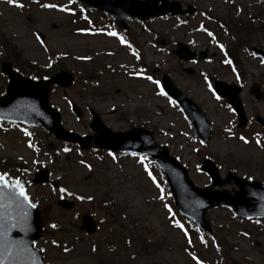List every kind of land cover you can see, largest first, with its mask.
Returning a JSON list of instances; mask_svg holds the SVG:
<instances>
[{"label": "rangeland", "instance_id": "obj_1", "mask_svg": "<svg viewBox=\"0 0 264 264\" xmlns=\"http://www.w3.org/2000/svg\"><path fill=\"white\" fill-rule=\"evenodd\" d=\"M45 1L58 2L59 7L39 9L32 3L21 7L0 0V62H11L27 74L36 70L42 76L59 69L76 75L75 85L67 90L55 88L50 98L62 113L66 130L89 134V110L93 109L114 131L131 125L152 130L156 141L186 165L190 178L200 188L210 183L199 171L206 157L218 165L223 177L231 172L264 184V142H257L253 136L261 130L253 122L255 115L264 117V101L256 102L250 94L253 83L260 84L264 91V58L252 52H264V0H167L178 2L184 10L198 9V14L183 27L176 18L166 17L145 27L133 25L143 54L136 65L143 66L140 75L151 77L148 80H137L118 70L121 63L131 67L129 61L134 57L121 51L114 41L80 33L85 23L76 22L67 12L74 8V2ZM60 7L65 10L60 11ZM79 10L85 14L83 8ZM39 34L44 40L37 38ZM177 41L194 52L207 51L208 60L181 63L172 54ZM231 50L242 71L240 78L225 66L226 52ZM185 67H191L194 74L184 73ZM154 70L158 73L152 77ZM163 73L211 121L214 136L208 147L197 143L183 114L161 95L157 81ZM207 75L244 86L241 98L253 121L247 131L238 130L235 116L210 91L204 82ZM7 84L0 72V95ZM69 100L83 109L82 118L71 112ZM31 129L0 127V167H15L13 176L27 179L26 191L38 203L42 215L44 234L37 248L47 264H264V219L243 220L227 208L209 209L206 217L214 237L203 243L200 233L187 228V234L183 224L177 226L172 213L175 209H170L161 173L155 167L147 172L144 164L131 155L112 157L92 149L81 151L40 128ZM42 168L49 169L55 188L31 182ZM224 188L238 189L233 183L220 189ZM77 196L82 199L77 200ZM62 197L75 202V210L62 209L58 203ZM107 199L113 200V208L101 205ZM85 214L92 215L101 229L93 237L79 230ZM136 232L159 244L151 248L140 244L134 258L126 240ZM114 234L120 235V240L115 242ZM106 241L119 244V251L107 249Z\"/></svg>", "mask_w": 264, "mask_h": 264}, {"label": "water", "instance_id": "obj_2", "mask_svg": "<svg viewBox=\"0 0 264 264\" xmlns=\"http://www.w3.org/2000/svg\"><path fill=\"white\" fill-rule=\"evenodd\" d=\"M89 3L92 7L123 13L127 12L131 8L132 3L125 1L110 2L108 0H83ZM136 7L140 5H146L147 3L137 2ZM137 11L139 9L136 8ZM132 11L129 16L138 18H148V16H157L161 13L148 12L140 13ZM173 13H178L179 9L173 10ZM182 46V45H181ZM185 50L182 46L181 51ZM184 59L190 57H184L182 52H179ZM2 70L8 74L10 78V84L7 87V93L0 99V121L6 120L10 122H24L31 125H43L48 130L55 134H62L65 139L82 142L83 148H88L91 140L100 148H107L110 150L117 149H130L138 150L140 152L147 153L159 161L164 166L169 180L172 185L175 186V198L182 207L187 208L189 216L194 218L200 225L209 229L208 223L204 218V212L207 208L212 206H229L238 216L242 217H264V187L259 184L250 185L248 183H238L242 188L240 193H236V197H232L230 193H204L197 191L200 196H197L191 190L187 188V185H191L190 181L186 177L184 169L178 165L174 159L168 156L166 149L159 150L153 142V135L149 132H143L140 130H134L128 133H112L105 128L101 121L96 118L92 124V129L98 131L100 135L105 136L108 134L113 141H121L120 147L114 146L113 143L105 140L107 144L103 147L104 142L98 140V137H92L88 139H80L77 136H72L70 133H65L61 126V117L57 111L51 108L49 104V94L51 92L50 85L57 84L63 87H69L73 81V76L67 73H59L54 76L48 82H34L29 79H24L21 75L12 70L10 64L4 63ZM164 84L171 95L180 100L182 103H186L188 106L190 102L183 98V96L173 87L168 79H164ZM217 90L220 94L224 93L222 85L218 84ZM256 98H263L257 91ZM232 103L236 106L237 111L242 117V109L239 102L232 100ZM196 113L200 118L204 120L203 114L195 108ZM128 143H132V147H127ZM158 149L161 153L156 151ZM170 163L171 169L166 167ZM215 178L216 172L214 168H206ZM172 170L175 171L176 177L172 176ZM181 175V176H179ZM6 182V181H5ZM10 185L8 182H6ZM21 184V183H20ZM11 186V185H10ZM181 188V189H180ZM0 193L3 194L0 199V204L3 205L0 208V246L11 249L9 254L7 251H0V260L3 264H44L41 255L38 251H35L34 243L41 235V221L39 212L35 208L28 207L29 201L25 203L22 198L9 199L10 191L8 188H0ZM250 208L253 210L250 211ZM25 213H27L25 217ZM86 225L91 226L90 232L94 231V226L90 219L85 220ZM11 225H16L11 227Z\"/></svg>", "mask_w": 264, "mask_h": 264}, {"label": "snow or ice", "instance_id": "obj_3", "mask_svg": "<svg viewBox=\"0 0 264 264\" xmlns=\"http://www.w3.org/2000/svg\"><path fill=\"white\" fill-rule=\"evenodd\" d=\"M69 2L71 3V0H69ZM8 3L14 4V0H8ZM16 6H21V5H16ZM45 7H48V5H45ZM109 35H115V33H109ZM209 35H211V33H209ZM37 38L39 39V37H37ZM262 63H264V61H262ZM148 79H151V77H148ZM163 94L164 93L161 91V95H163ZM217 99H219V97H217ZM241 139L243 140L244 138L241 137ZM245 143H247V141H245ZM30 147H31V145H30ZM65 151H67V149H65ZM0 188H8L9 189V191H10L9 199H16L17 197H20V198L23 199V201L25 203L28 202V197H27V195L24 192L23 186L20 184V182L18 180L15 181L14 184L10 186V185H8L5 182V177L4 176H0ZM60 191L64 192L65 190L64 189H60ZM2 197H3V194L0 193V199H2ZM76 199L80 200V199H82V197L77 196ZM88 199H91V197H89ZM2 207H3V205L0 204V208H2ZM28 207L34 208V207H36V205L29 204ZM26 215H27V213H25V217H26ZM15 226L16 225H11V227H15ZM177 226H179V225H177ZM0 251H7L9 254L11 253V249L10 248L3 247V246H0ZM0 264H3L2 260H0ZM197 264H199V262H197Z\"/></svg>", "mask_w": 264, "mask_h": 264}]
</instances>
